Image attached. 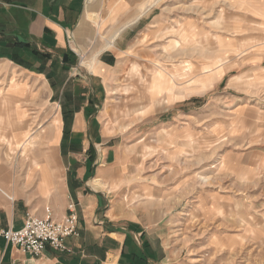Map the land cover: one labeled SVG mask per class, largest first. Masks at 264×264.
Instances as JSON below:
<instances>
[{
    "label": "rangeland",
    "instance_id": "rangeland-1",
    "mask_svg": "<svg viewBox=\"0 0 264 264\" xmlns=\"http://www.w3.org/2000/svg\"><path fill=\"white\" fill-rule=\"evenodd\" d=\"M85 7L92 38L70 33L52 61L0 36L1 164L21 175L27 142L47 131L73 167L108 153L110 197L151 225L142 246L156 264H264V0ZM112 37L105 74L92 54ZM38 81L41 101L5 95Z\"/></svg>",
    "mask_w": 264,
    "mask_h": 264
},
{
    "label": "crops",
    "instance_id": "crops-1",
    "mask_svg": "<svg viewBox=\"0 0 264 264\" xmlns=\"http://www.w3.org/2000/svg\"><path fill=\"white\" fill-rule=\"evenodd\" d=\"M88 12L85 0H0V36L5 43H11L7 45L10 49L47 53L46 58L52 61L54 52H67L70 33L85 31L82 39L75 35L79 41L92 38ZM101 52L97 49L92 54L97 56L91 64H101V72L106 74L111 56L99 59ZM35 86L34 92L14 87L5 95L10 103L28 98L40 100L45 84L38 81ZM51 123L49 130L61 128L59 113ZM48 132L26 140L29 144L23 154L27 153L29 165L21 175L0 162V229L21 228L28 212L44 217L47 207L53 218L61 219L70 201H74L80 234L66 239L68 250L46 245L39 256L23 252L0 237V264H156L142 246L146 240L149 247L155 239L151 225L138 218L131 203L112 199L111 190H107L112 187L109 179L115 171L106 164L111 161L109 154L102 155L98 166L96 156L88 154L73 167L72 156L65 159L67 154L61 152L62 140H56L57 134L49 137ZM44 145L47 147L43 150Z\"/></svg>",
    "mask_w": 264,
    "mask_h": 264
},
{
    "label": "built area",
    "instance_id": "built-area-1",
    "mask_svg": "<svg viewBox=\"0 0 264 264\" xmlns=\"http://www.w3.org/2000/svg\"><path fill=\"white\" fill-rule=\"evenodd\" d=\"M67 209V214L59 220L52 217L49 207L46 208L44 217L28 212L21 228L0 229V237L32 255H41L46 245L65 251L68 249L66 239L80 234L76 203L70 201Z\"/></svg>",
    "mask_w": 264,
    "mask_h": 264
},
{
    "label": "bare ground",
    "instance_id": "bare-ground-1",
    "mask_svg": "<svg viewBox=\"0 0 264 264\" xmlns=\"http://www.w3.org/2000/svg\"><path fill=\"white\" fill-rule=\"evenodd\" d=\"M159 1V0H158ZM144 12H142V14H143ZM88 16H90L91 18L93 17V19H95V13L94 12H91V11H89L88 12ZM142 14H140L137 18H139ZM91 18H90V20H91ZM136 18V19H137ZM92 19V20H93ZM135 19V20H136ZM96 20V19H95ZM135 20H133L132 22H134ZM129 24V23H128ZM122 29H124V28H121L120 30H117L116 32H115V34L117 35L118 33H120V31H122ZM114 34V35H115ZM115 39H116V37H112L109 41H107L106 42V44H104L100 49H99V51L98 52H100L101 50L103 51V50H105V49H107V48H109V47H111L112 45H114V43H115ZM96 56L97 55H95V57L94 58H96Z\"/></svg>",
    "mask_w": 264,
    "mask_h": 264
},
{
    "label": "trees",
    "instance_id": "trees-1",
    "mask_svg": "<svg viewBox=\"0 0 264 264\" xmlns=\"http://www.w3.org/2000/svg\"><path fill=\"white\" fill-rule=\"evenodd\" d=\"M35 53L38 54V55L41 54V55H42L43 57H45V58L48 56L47 53L42 54V53H39V52H36V51H35Z\"/></svg>",
    "mask_w": 264,
    "mask_h": 264
}]
</instances>
